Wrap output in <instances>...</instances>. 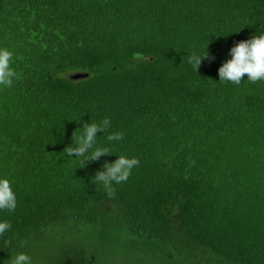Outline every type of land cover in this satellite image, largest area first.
I'll use <instances>...</instances> for the list:
<instances>
[{
    "label": "trees",
    "instance_id": "16d2710c",
    "mask_svg": "<svg viewBox=\"0 0 264 264\" xmlns=\"http://www.w3.org/2000/svg\"><path fill=\"white\" fill-rule=\"evenodd\" d=\"M261 32L264 0H0L17 74L0 87V177L17 199L0 264L75 221L153 264H264V81L218 80ZM205 49L196 72L186 55ZM104 118L98 146L139 160L112 196L92 176L116 154L82 167L63 152Z\"/></svg>",
    "mask_w": 264,
    "mask_h": 264
},
{
    "label": "clouds",
    "instance_id": "9594fccd",
    "mask_svg": "<svg viewBox=\"0 0 264 264\" xmlns=\"http://www.w3.org/2000/svg\"><path fill=\"white\" fill-rule=\"evenodd\" d=\"M202 59H211L206 51L202 53L189 52L186 62L197 72ZM13 53L7 48L0 47V87H11L16 78V72L11 66ZM246 76V78H245ZM247 79L251 83L264 81V32L251 35L250 38L234 43L229 49V58L218 67V80L239 85ZM111 126L108 118L99 122H84L81 131L77 134L73 131L71 142L64 149V155L73 158L82 167L86 162L97 161L101 156L116 154L106 147L97 144V133H105ZM109 142H118L123 139L120 132L109 133L106 136ZM139 165L136 157L117 155L113 161L105 160L101 167L92 176L94 181L100 184L109 196L114 194V184H121L129 178L132 169ZM17 206L16 194L12 189L8 178L0 177V211L9 212ZM11 228L7 220L0 219V236ZM10 264H32L31 257L26 252H17L10 258Z\"/></svg>",
    "mask_w": 264,
    "mask_h": 264
},
{
    "label": "rangeland",
    "instance_id": "374dc122",
    "mask_svg": "<svg viewBox=\"0 0 264 264\" xmlns=\"http://www.w3.org/2000/svg\"><path fill=\"white\" fill-rule=\"evenodd\" d=\"M109 239H114L113 243L106 244L88 224L75 221L63 226L57 235H38L27 254L32 264H66L64 260L67 264H83L85 261V264H153V258L157 259L139 252L136 247H128L118 233L111 234ZM173 259L161 264H183L181 256H173Z\"/></svg>",
    "mask_w": 264,
    "mask_h": 264
},
{
    "label": "water",
    "instance_id": "95a60500",
    "mask_svg": "<svg viewBox=\"0 0 264 264\" xmlns=\"http://www.w3.org/2000/svg\"><path fill=\"white\" fill-rule=\"evenodd\" d=\"M87 74L86 73H80V72H77L75 74L72 75L73 78H80V77H85Z\"/></svg>",
    "mask_w": 264,
    "mask_h": 264
}]
</instances>
